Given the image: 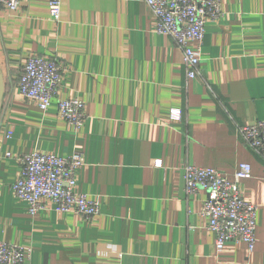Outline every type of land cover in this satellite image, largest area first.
I'll use <instances>...</instances> for the list:
<instances>
[{"label": "crops", "instance_id": "1", "mask_svg": "<svg viewBox=\"0 0 264 264\" xmlns=\"http://www.w3.org/2000/svg\"><path fill=\"white\" fill-rule=\"evenodd\" d=\"M221 5L191 79L147 0H61L58 22L49 0L17 11L0 5V155H13L0 158V240L26 247L28 264H264V157L237 133L264 120V0ZM32 54L66 65L58 99L85 101L81 129L59 115L57 99L44 111L20 95ZM173 108L182 119L171 118ZM33 151L83 152L77 191L99 202L100 214L88 220L50 204L30 214L12 185L16 156ZM243 162L252 166L240 190L258 206L257 244L250 251L230 241L217 251L201 214L207 192L188 196L183 168L233 177Z\"/></svg>", "mask_w": 264, "mask_h": 264}, {"label": "built area", "instance_id": "2", "mask_svg": "<svg viewBox=\"0 0 264 264\" xmlns=\"http://www.w3.org/2000/svg\"><path fill=\"white\" fill-rule=\"evenodd\" d=\"M26 1L0 0V5L17 11ZM147 3L156 18V31L175 40L182 51L188 78H195L202 60L206 24L224 16L222 0H147ZM49 10L52 19L60 21L61 0H49ZM190 42L196 44L194 48ZM66 70V65L55 56L32 54L23 65L17 87L22 97L36 101L44 111L57 99L59 115L79 130L88 117L85 101L78 96L58 99ZM171 118L182 119V109L173 108ZM237 133L264 157V120L238 125ZM10 136L8 132L7 137ZM4 156L13 155L8 152L0 158ZM16 158L21 171L12 188L15 196L26 203L30 214L48 208L49 204L59 213L74 212L88 220L100 214L99 202L77 191V174L85 165L83 152L58 156L33 151ZM251 176L252 166L247 162L238 166L233 177L213 167L186 164L183 168L186 194L191 196L201 189L207 192L201 214L208 218V229L215 234L217 251L230 241L244 242L250 251L256 247L258 206L246 200L240 190V181ZM29 260L26 247L0 240V264H28Z\"/></svg>", "mask_w": 264, "mask_h": 264}, {"label": "water", "instance_id": "3", "mask_svg": "<svg viewBox=\"0 0 264 264\" xmlns=\"http://www.w3.org/2000/svg\"><path fill=\"white\" fill-rule=\"evenodd\" d=\"M0 90H1V77H0Z\"/></svg>", "mask_w": 264, "mask_h": 264}]
</instances>
